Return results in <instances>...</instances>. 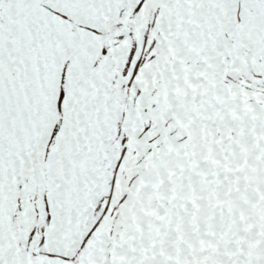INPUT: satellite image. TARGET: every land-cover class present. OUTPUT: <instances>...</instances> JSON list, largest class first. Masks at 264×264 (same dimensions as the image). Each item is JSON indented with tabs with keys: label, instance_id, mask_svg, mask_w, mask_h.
<instances>
[{
	"label": "snow or ice",
	"instance_id": "1",
	"mask_svg": "<svg viewBox=\"0 0 264 264\" xmlns=\"http://www.w3.org/2000/svg\"><path fill=\"white\" fill-rule=\"evenodd\" d=\"M0 264H264V0H0Z\"/></svg>",
	"mask_w": 264,
	"mask_h": 264
}]
</instances>
